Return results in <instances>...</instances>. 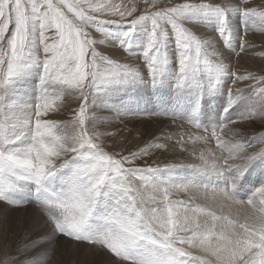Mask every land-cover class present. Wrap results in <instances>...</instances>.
<instances>
[{
    "label": "snow or ice",
    "instance_id": "obj_1",
    "mask_svg": "<svg viewBox=\"0 0 264 264\" xmlns=\"http://www.w3.org/2000/svg\"><path fill=\"white\" fill-rule=\"evenodd\" d=\"M142 2L0 0V202L33 203L42 218L18 246L19 264H50L61 240L106 251L118 264H264V198L247 199L252 212L243 220L170 199L204 190L243 205L239 190L257 169L264 175V74L232 64L257 47L248 34L264 33V3ZM69 95L78 102L70 119L51 118ZM142 116L191 130L181 125L127 154L109 151L116 133L103 125ZM240 125L253 134L245 139ZM189 143L200 147L189 151ZM170 147L191 162L147 164ZM256 191L264 197V184Z\"/></svg>",
    "mask_w": 264,
    "mask_h": 264
},
{
    "label": "rangeland",
    "instance_id": "obj_2",
    "mask_svg": "<svg viewBox=\"0 0 264 264\" xmlns=\"http://www.w3.org/2000/svg\"><path fill=\"white\" fill-rule=\"evenodd\" d=\"M111 2L130 5L131 0H111ZM138 2H139L140 8L143 9L144 5H143L142 0H138ZM166 2L167 0H165V3ZM174 2H178V0H174ZM214 2H220V0H214ZM256 3H264V0H256ZM192 27H193V30L198 35L212 34L211 30L208 28L198 27V26H192ZM92 34L97 39L101 38L100 34L95 31H93ZM263 37H264V33H261L259 31L249 32L248 39L253 42L255 41L254 43L257 45V47L249 49L248 54L246 56L243 54L241 56H244L247 58L252 56L253 59L252 58L250 59H252V62L254 61L255 64L253 62V64H250V65L247 64L245 66L244 65L241 66L239 61H241L242 58L234 57L232 60L234 70L239 71V72L251 71L256 74H264V62L263 61H262L263 63L261 62V60H264L263 58L264 56L262 57L260 55H253V53H260L264 51V40H263L264 38ZM98 49L101 52H103L105 55H109L114 59H118L122 63H129V64L136 65V66L143 65V60L141 57L136 56V55L130 56L117 48H114L111 46H98ZM256 58L258 59L257 61H256ZM236 61H238V63ZM258 63H260V65ZM228 86L229 87H241V88L244 87L243 84H239L235 86L229 84ZM77 103L78 102L74 97L70 95L67 96L65 99V108L59 114H55L51 118L56 119V120L70 119V110L72 108H75L77 106ZM181 125H183V128L185 126L184 130L186 129L191 130L189 125H187L186 122L177 120L175 121V123H173V121L169 117H164V116H152V117L142 116V117H136V118L121 117L120 119L113 118L110 123H106L105 125H103V127L116 133L115 136L110 137V139L108 138L106 141V143L108 144V150L111 151L115 149L116 151H123L124 154H127L128 152L135 151L137 147L143 146L148 141H151V139L153 140L156 137H162L169 133H173V134L178 133L179 131L182 130V129L179 130L181 128L180 127ZM240 127H243L245 129V139H247L249 136L253 134L254 130L252 128L246 125H240ZM125 132L127 134H125ZM113 138H115V140ZM160 142H164V141L161 140ZM187 147L190 148L189 149L190 151L193 145L189 143ZM195 147L199 148L200 145L196 144ZM212 147L213 148L215 147L214 142L212 143ZM256 147H259V145H256ZM177 148L178 147H174V148L170 147V150L165 151V152L162 150H154L153 155L146 158L147 164L152 165L154 167L159 165L161 168H163L164 165L168 163H173V160H168V161L166 160L167 157L165 156H167V153L171 156L180 153V155L187 156L188 158H192L189 152L181 153V151H179V148L178 149ZM163 152L165 154H163ZM137 163L143 165L144 161H138ZM184 163H187V162L184 161ZM263 181H264V175H261L260 170L257 169L256 171L252 173V176L250 177L249 181L245 184L244 188L242 189L246 191L247 195L248 194L255 195L256 198L262 199L261 195L258 196L260 193L257 191H256L257 193H255V190L262 184ZM201 191H204V190H201ZM205 193L213 194L211 191H207ZM211 194H210V197L212 199L210 200L213 201L214 199V202L216 201L217 203H219L220 205L218 207H217L218 205L217 203L215 204L214 202L211 203L210 200L209 202L208 199H205V197H203V195L200 196V198L198 197V200L197 198L196 200L188 199V197L186 198V196L183 194V191L181 192L180 195H174L173 198L171 197L170 199L174 201H184L185 200L187 201V202L184 201L185 203H188V201L189 203L193 202L194 203L193 205L205 207L210 210L215 209L216 210V211L214 210L215 212L218 211L217 214L222 212L225 216L232 215V214H233L232 216L234 215L236 216L240 213H243L244 211H246L245 212L247 213L246 215L251 214L250 212L252 211V209L250 207H247L246 202L242 206H239V205L236 206V204H232L230 202L223 203L222 198H220L218 195H215V194L211 195ZM185 198L188 200H186ZM252 198L255 199V197H252ZM237 199H240V198L237 197ZM260 199H255V200L258 202ZM241 200L247 201L246 197ZM203 201L205 202L203 203ZM211 204H213L214 206ZM230 205L232 206L233 209L231 208ZM145 206L150 207L147 203L145 204ZM151 206L153 205L151 204ZM224 207L226 208L224 209ZM227 207H229L230 209ZM242 208H244L245 210ZM246 209L247 210L249 209L248 210L249 212ZM224 210L226 211L224 212ZM235 210L237 211V214ZM202 215L203 214H201V216L200 215L198 216L199 221H202V219H204V218H201L203 217ZM241 216L242 218H239L238 220H243L245 214ZM41 220L42 218H41L40 209L33 203L25 204L19 207H10L9 205L5 203L0 202V264H5V261H8V264H19V259H23L24 257L20 256L19 258H17L18 246L22 245L23 243L26 242L27 239L31 238V236H29L28 234H32V235L36 234L38 230V225L41 223L40 222ZM201 223H203V221ZM195 255H198V254H195ZM9 257H12V259H9ZM50 264H118V262L115 261L114 258L106 251H102V250L90 247L88 245H83V244L79 245L78 247H73L69 242H65L61 240L60 246L57 248L56 253L53 257V261L50 262Z\"/></svg>",
    "mask_w": 264,
    "mask_h": 264
},
{
    "label": "bare ground",
    "instance_id": "obj_3",
    "mask_svg": "<svg viewBox=\"0 0 264 264\" xmlns=\"http://www.w3.org/2000/svg\"><path fill=\"white\" fill-rule=\"evenodd\" d=\"M259 36H260V35H259ZM263 38H264V37H263ZM263 40H264V39H263ZM254 42H255V41H254ZM248 51H249V50H248ZM254 51H255V50H254ZM245 56H246V55H245ZM262 57H263V56H262ZM239 58H242L241 61H242L243 63H242L241 61H239V63H240L241 66H242V65L245 66V65H247V64L250 65V64H253V62H254V61L252 62V59H253L252 56L249 57V58L244 57V56H241V57H239ZM250 58H252V59H250ZM263 58H264V57H263ZM263 58H262V59H263ZM236 60H237V59H236ZM257 60H258V59L256 58V61H257ZM262 61L264 62V60H261V62H262ZM236 62L238 63V61H236ZM263 62H262V63H263ZM237 63H235V64H237ZM254 64H255V62H254ZM258 64L260 65V63H258ZM258 64H257V65H258ZM262 66H263V65H262ZM258 73H259V72H258ZM182 123H183V122H182ZM178 125H179V124H178ZM176 126H177V125H176ZM178 127H179V126H178ZM180 127H181V126H180ZM180 127H179V128H180ZM179 128H178V129H179ZM184 129H185V126H184L183 130H184ZM176 130H177V129H176ZM179 130H181V128H180ZM179 130H178V131H179ZM186 130H187V129H186ZM128 131H129V130H128ZM248 132H249V131H248ZM174 133H175V132H174ZM121 134H122V133H121ZM125 134H127V133L125 132ZM246 134H247V133H246ZM128 135H129V134H128ZM140 136H141V135H140ZM127 138H128V137H127ZM109 139H110V137H109ZM113 139L115 140V138H113ZM151 140H152V139H151ZM191 144H192V143H191ZM140 145H141V144H140ZM192 145H193V144H192ZM194 146H195V145H193V147H194ZM173 148H174V147H173ZM188 148H189V147H188ZM177 149H178V148H177ZM189 149H190V148H189ZM169 150H170V149H169ZM174 150H175V149H174ZM250 150H252V149H250ZM179 151H180V150H179ZM156 152H157V151H156ZM160 152H161V151H160ZM164 152H165V151H164ZM164 152H163V154H165ZM176 152H177V150H176ZM181 153H182V152H181ZM187 154H188V153H187ZM165 157H167V158H166L167 161H168V160H173V162H177V163H178V162H182V161H183V162L185 161V162L189 163V162H191V160H192V158H188L187 156L180 155V153H179V154H176V155H173V156H171V155H169V154L167 153V156H165ZM177 158H179V159H177ZM164 162H165V161H164ZM166 163H167V162H166ZM262 184H264V181L262 182ZM254 190H255V189H254ZM181 192H182V191H173V193L170 195V198H171V197L173 198L174 195H180ZM257 192H258V191H257ZM257 192H256V190H255V193H257ZM202 193H203V194H202ZM255 193H254V194H255ZM150 194H151L150 191H149V193H146V195H150ZM183 194L186 196V198L188 197V199H193V200H196V198H197V200H198V197L200 198V196H202V195H203V197H205V199H208V201H209L210 199H212V198L210 197V194H211V193H205L204 191H200V193H194V192H192L191 190H189V191H183ZM200 194H201V195H200ZM211 195H213V194H211ZM250 195H251V194H250ZM214 196H215V195H214ZM258 196H260V194H259ZM203 197H202V198H203ZM209 197H210V198H209ZM215 197H216V196H215ZM215 197H214V198H215ZM186 198H185V199H186ZM261 198H264V197L261 196ZM188 199H186V200H188ZM184 201H185V200H184ZM205 201H206V200H205ZM205 201H203V203H204ZM208 201H207V202H208ZM210 201H211V203H212V202H214V199H213V201H212V200H210ZM210 201H209V202H210ZM222 201H223V200H222ZM185 202H187V201H185ZM194 202H195V201H194ZM224 202H225V201H223V203H224ZM245 202H246V201H245ZM146 203H147V202H146ZM188 203H189V201H188ZM191 203H192V205L194 204L193 202H191ZM215 203H217V202L215 201L214 204H215ZM147 204H148L150 207H152V206H151V203H147ZM199 204H200V203H199ZM199 204H198V205H199ZM206 204H207V203H206ZM208 204H209V203H208ZM217 204H218V205H217V207H218L220 204H219V203H217ZM209 205H210V204H209ZM211 205H213V204H211ZM231 205H232V204H231ZM231 205H230V206H231ZM245 205H246V204H245ZM245 205H244V206H245ZM194 206H196V205H194ZM213 206H214V205H213ZM213 206H212V207H213ZM233 206H234V205H233ZM236 206H238V205H236ZM239 206H242V205H239ZM34 207H35V206H34ZM178 207H179V206H178ZM209 207H211V206H209ZM234 207H235V206H234ZM247 207H248V206H247ZM25 208H26V207H25ZM225 208H226V207H224V209H225ZM227 208H229V207H227ZM231 208H232V206H231ZM244 208H245V207H244ZM244 208H242V209H244ZM220 209H221V208H220ZM229 209H230V208H229ZM232 209H233V208H232ZM242 209H241V210H242ZM214 210H215V209H214ZM214 210H213V211H214ZM236 210H237V209H236ZM236 210H235V211H236ZM239 210H240V209H239ZM244 210H245V209H244ZM246 210H247V209H246ZM248 210H249V209H248ZM248 210H247V211H248ZM215 211H216V210H215ZM221 211H222V210H221ZM225 211H226V210H224V212H225ZM230 211H231V210H230ZM230 211H229V212H230ZM217 212H218V211H217ZM217 212H216V213H217ZM245 212H246V211H244L243 213H240V214H238V215H236V216H235V215L232 216L233 214H232V215H228V217H229L230 219H234V220H236V219L242 218L241 215H244V214L246 215L247 213H245ZM248 212H249V211H248ZM251 212H252V211H251ZM251 212H250V213H251ZM233 213H235V212H233ZM230 214H231V213H230ZM236 214H237V211H236ZM35 215H36V214H35ZM199 215L201 216V214H198V215H197V217H196L197 220H199V217H198ZM217 215L225 216L222 212L218 213ZM202 216H203V217H201V218H204V219H205V216H204V215H202ZM32 218H33V217H32ZM204 219H202V221H204ZM202 221H200V222H202ZM40 222H41V221H40ZM209 222H210V221H209ZM219 223H220V222H218V224H219ZM75 249H76V248H75ZM193 252H194V254L202 255V253H200V252H199L198 250H196V249H193Z\"/></svg>",
    "mask_w": 264,
    "mask_h": 264
}]
</instances>
